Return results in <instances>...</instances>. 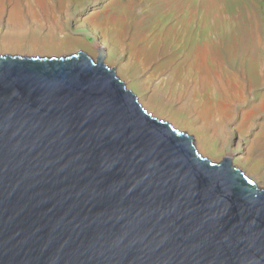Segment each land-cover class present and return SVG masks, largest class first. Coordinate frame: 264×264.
Listing matches in <instances>:
<instances>
[{
    "label": "water",
    "instance_id": "water-1",
    "mask_svg": "<svg viewBox=\"0 0 264 264\" xmlns=\"http://www.w3.org/2000/svg\"><path fill=\"white\" fill-rule=\"evenodd\" d=\"M0 264H264V190L86 53L0 57Z\"/></svg>",
    "mask_w": 264,
    "mask_h": 264
},
{
    "label": "rangeland",
    "instance_id": "rangeland-1",
    "mask_svg": "<svg viewBox=\"0 0 264 264\" xmlns=\"http://www.w3.org/2000/svg\"><path fill=\"white\" fill-rule=\"evenodd\" d=\"M126 4L131 6L130 29L105 22V15L117 16ZM157 4V0H0V57L67 58L83 52L97 60L98 47L103 46L105 64L149 114L192 136L198 153L211 162L230 158L264 190V0H184L183 7L192 16L198 11L205 18L201 25L191 24V32L198 25L209 33L210 39L198 44V50L192 48L197 49L196 44L188 50L178 42L185 28L182 18L179 22L175 16L178 12L160 16L152 10ZM46 45L64 47L52 53L29 49ZM191 69L202 72L198 90L204 94L212 87L216 94L212 103L199 95L195 100L211 108L220 101L231 106L227 115L222 114L226 123L219 136L204 132L198 117L202 111L187 109L195 83L190 79L183 88L182 79L190 77ZM244 157L246 165L238 160ZM255 164L252 175L249 168Z\"/></svg>",
    "mask_w": 264,
    "mask_h": 264
},
{
    "label": "bare ground",
    "instance_id": "bare-ground-1",
    "mask_svg": "<svg viewBox=\"0 0 264 264\" xmlns=\"http://www.w3.org/2000/svg\"><path fill=\"white\" fill-rule=\"evenodd\" d=\"M158 1V6L155 7L153 10L154 13L159 12L160 16H174L177 12V14L175 16H177L180 22V18H182L181 20V24L184 28L182 34L180 33L179 36V43L182 45L183 48H186L189 50V45L191 43L196 44L197 49L192 47L195 50H198V44H201L204 42L206 43L207 40L206 39H210L209 37V33L204 32L203 29H199V26L197 25V31L195 32H191V24L194 22L199 23L200 25L202 23H204L205 18L199 14V12L197 11V13H195L193 16L191 15V13H189L186 9H184V5L182 3H184V0H157ZM126 8H123L119 11V13L116 15L117 16H106L104 17V20H106L105 22H107V24L112 25V26H116V25H121L123 28L127 27V28H131V25L128 26V23L130 22V17L127 16V12H130V4H126ZM130 6V7H129ZM124 12L126 13V15H124ZM187 13V14H185ZM124 15V16H123ZM123 32V31H122ZM125 33V32H123ZM117 44H119V41L117 42ZM122 45V44H121ZM211 45H213L211 43ZM186 46V47H185ZM63 47H54V46H44L41 48H37L35 46L30 47L29 49L31 51H40V52H47V53H52V52H58L63 50ZM71 46L67 47L70 48ZM215 46H213L214 48ZM102 48H104L103 46H99L98 47V51L103 50ZM112 54L111 56H114L113 50L111 51ZM194 53V52H193ZM202 72L201 70H193L191 69L188 72V76L187 78H183L182 79V86L183 88L186 87L187 83L189 82V80L191 79L192 82H194L195 84L194 89H192L193 87H191L190 90V94H189V98L188 100V110L190 113H194L195 111H202V113H200V115L198 117H200V119L204 122L203 125V130L206 133H210L215 132L217 136H219L225 129L224 125H225V119H223L222 117L224 115V113H226L225 115H227V113H229L231 111V106L229 104H225L222 101L218 102L217 106L214 108H211L209 106H206L203 104V102L201 100H195L194 97L199 95V97H207L210 100V103L213 102L214 97H216V94L214 93V88L212 87H207L204 90V94H202L200 92V90H198L196 83L198 82V80L201 79ZM209 103V105H210ZM224 108V109H222ZM195 109V110H194ZM208 117L211 118L210 122H207ZM200 130L202 128H199ZM197 130V129H196ZM200 146H202L204 149H210L207 144L203 143L202 141L199 142ZM240 161V163L246 165L247 164V159L246 157L242 158V159H238ZM244 161V162H243ZM258 165H253L249 168L250 173L252 175H256V169H257Z\"/></svg>",
    "mask_w": 264,
    "mask_h": 264
}]
</instances>
